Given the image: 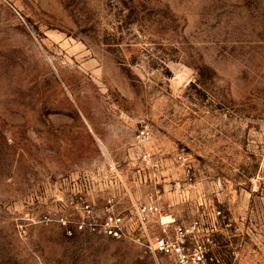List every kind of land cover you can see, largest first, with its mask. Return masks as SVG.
Masks as SVG:
<instances>
[{"label":"rangeland","instance_id":"1","mask_svg":"<svg viewBox=\"0 0 264 264\" xmlns=\"http://www.w3.org/2000/svg\"><path fill=\"white\" fill-rule=\"evenodd\" d=\"M69 184L218 206L217 264H264V0H0V264H167L41 220Z\"/></svg>","mask_w":264,"mask_h":264},{"label":"built area","instance_id":"2","mask_svg":"<svg viewBox=\"0 0 264 264\" xmlns=\"http://www.w3.org/2000/svg\"><path fill=\"white\" fill-rule=\"evenodd\" d=\"M148 133L142 127L138 136ZM142 157L151 161L150 155ZM155 164V162H152ZM187 179H192L190 168ZM139 175L140 181L146 176ZM71 188L56 195L58 208L45 212L40 219L60 224L67 235L91 232L137 244L145 254L165 258L167 264H217L220 257L217 226L225 218L218 206L184 217L173 209V202L164 198V191L155 190L157 184H114L121 186L118 194L107 193L103 206L88 195L91 184H69ZM93 185V184H92ZM113 185V184H110ZM186 187V191L191 188ZM149 186L146 191L140 187ZM164 186L163 189H171ZM205 201H199L204 204ZM33 218V217H31Z\"/></svg>","mask_w":264,"mask_h":264}]
</instances>
